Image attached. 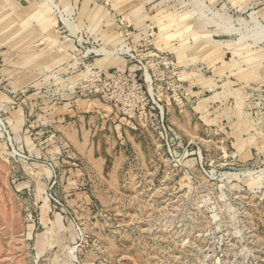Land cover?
<instances>
[{
	"label": "rangeland",
	"instance_id": "rangeland-1",
	"mask_svg": "<svg viewBox=\"0 0 264 264\" xmlns=\"http://www.w3.org/2000/svg\"><path fill=\"white\" fill-rule=\"evenodd\" d=\"M0 264H264V0H0Z\"/></svg>",
	"mask_w": 264,
	"mask_h": 264
},
{
	"label": "crops",
	"instance_id": "crops-1",
	"mask_svg": "<svg viewBox=\"0 0 264 264\" xmlns=\"http://www.w3.org/2000/svg\"><path fill=\"white\" fill-rule=\"evenodd\" d=\"M213 107V105H210V108H212ZM212 111V110H211ZM211 114H214V113H211ZM221 115H223V114H221Z\"/></svg>",
	"mask_w": 264,
	"mask_h": 264
}]
</instances>
